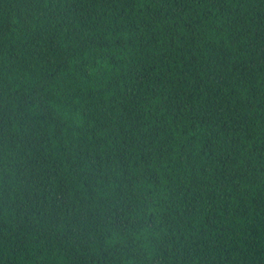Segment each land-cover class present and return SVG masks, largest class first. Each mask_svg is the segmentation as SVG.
<instances>
[{
	"label": "trees",
	"instance_id": "trees-1",
	"mask_svg": "<svg viewBox=\"0 0 264 264\" xmlns=\"http://www.w3.org/2000/svg\"><path fill=\"white\" fill-rule=\"evenodd\" d=\"M0 264H264V0H0Z\"/></svg>",
	"mask_w": 264,
	"mask_h": 264
}]
</instances>
